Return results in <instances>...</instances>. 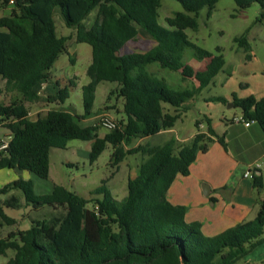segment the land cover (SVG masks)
Returning <instances> with one entry per match:
<instances>
[{"label":"trees","instance_id":"1","mask_svg":"<svg viewBox=\"0 0 264 264\" xmlns=\"http://www.w3.org/2000/svg\"><path fill=\"white\" fill-rule=\"evenodd\" d=\"M182 10L158 22L161 0H0L4 7L12 3L11 12L0 16V78L5 88L19 93L8 103L0 101V126L10 136L0 150V168H14L40 178L49 174L50 148H65L70 139L90 140L89 161L93 162L111 144L110 162L116 165L126 155H146L137 173L127 176V191L115 199L102 183L84 197L66 187L54 184L49 193L35 194L30 178L19 176L0 187V227L11 225L14 219L2 207L19 209L29 206L39 216L30 217L26 229L8 232L0 237V253L11 250L5 264H234L256 245L264 241V198L256 215L226 228L213 236L201 231L198 221L187 222L186 208L170 203L166 191L177 174L186 175L198 152H205L215 138L224 148L223 134L218 135L206 117V131L199 129L189 144L175 151L176 139L170 137L161 144L146 142L125 148L135 138L152 137L172 128L180 117V107L194 91L207 86L223 65L220 48L208 55L205 66L195 69L178 64L182 76L190 78L197 88L173 90L154 78L145 64L157 61L172 68L183 44L188 43L186 28L198 26L202 8L211 14L218 0H176ZM245 8L257 2L264 17V0H233ZM58 7L61 19L75 28V41L88 43L91 60L86 68L89 81L81 86V114L60 108L49 109L44 116L28 118L26 102L44 99L63 103L69 96V85L52 86V93L42 97L40 83L50 78V68L66 47L69 35L56 33L53 19ZM95 10L93 22L87 26L84 18ZM143 29L155 44L144 51H127L126 43ZM250 58L249 43L244 33L234 38ZM204 54L202 48L196 49ZM100 81L115 82L107 95L122 98L123 120L117 126L98 133V125H81L90 115L95 89ZM3 88L0 87V95ZM213 99L226 102L217 96ZM231 103L242 110V117L252 120L264 132V94L256 97L232 95ZM163 104L173 107L164 111ZM0 138V142H1ZM261 186L260 176L253 178ZM100 194L101 197H95ZM92 204L89 206L88 203ZM47 209V213L41 210Z\"/></svg>","mask_w":264,"mask_h":264},{"label":"rangeland","instance_id":"2","mask_svg":"<svg viewBox=\"0 0 264 264\" xmlns=\"http://www.w3.org/2000/svg\"><path fill=\"white\" fill-rule=\"evenodd\" d=\"M12 3L2 7L0 6V16L8 15L11 12ZM182 10L181 4L176 0H161L158 8V22L165 25L164 18L175 11ZM206 8H202L197 17L198 26L196 28H186L184 31L187 35L188 43L183 44L176 55L177 63L172 66L174 71L177 65L187 63L195 69H202L207 61V56L216 55V47L220 48L223 57L222 68L212 78L210 83L195 90L194 97L187 98L182 107H180V117L175 121L173 131L164 134H157L147 139H140L134 144L133 139L125 148L150 142L151 144H161L169 136H177L184 139L185 144L191 142L190 136L196 131L195 121L203 123L199 129L206 130L205 117L209 118L211 126L216 131H220L225 125L226 120L235 119L241 114V108L233 106L231 103L232 95L244 97L253 94L259 97L264 92V17H260L261 8L257 2H253L245 8H239L233 0H218L211 11L206 16ZM95 17V10H92L83 20V24L89 26ZM53 19L56 27V33L60 35H69L66 47L61 51L53 65L50 68V77L59 83V86L67 85L72 80L74 85H69V96L61 103H50L44 99L34 102H26L29 110H38L44 113L46 108L68 107L71 111L77 113L83 112L82 90L81 86L89 81L86 75L87 65L91 60V47L85 42L75 41V28L68 27L61 19L58 7H54ZM245 34L249 43L250 58H246V52L234 40L235 37ZM130 49L149 48L147 38L137 36L130 40ZM197 48H202L204 54H198ZM171 73L176 74V72ZM73 75V76H71ZM71 76V77H69ZM51 79V80H52ZM191 79L179 77L172 81V88H187L189 84H194ZM116 86L115 82L100 81L95 89L94 101L91 109V115L80 120L81 125H98V133L102 135L108 129L104 128L97 115L106 112L114 120H123L122 98H116L115 95H107L111 89ZM0 87L3 92L0 95V101L8 103L20 95L11 88H5L4 80L0 78ZM48 87V86H47ZM42 91L40 95L45 97L47 90ZM174 90V89H173ZM220 96L226 99V102L213 99ZM44 108V109H42ZM164 111L173 113V107L163 104ZM8 129L0 126V138L7 140ZM90 140L70 139L65 148H50L49 152V174L47 178H40L32 173L29 177L33 182V191L35 194L49 193L54 184L62 185L67 189L78 193L81 196L90 197V192L98 187L102 180L112 196L120 200L127 191V176L135 175L140 162L146 155L133 153L126 155L116 165L110 162L112 152L111 144H106L104 150L96 160L89 161ZM178 146L175 147V151ZM95 197H101L95 194ZM92 203L89 202L90 206ZM10 212L17 211L11 210ZM20 212V210H19ZM23 213L24 211L21 210ZM47 213L43 209L41 213ZM25 213V212H24ZM30 217L39 216L36 212L29 211ZM21 226L29 225L28 217L22 221L21 214L17 216ZM23 222V223H22ZM15 227H19L18 224ZM14 227V228H15ZM13 253L11 250H8Z\"/></svg>","mask_w":264,"mask_h":264},{"label":"crops","instance_id":"3","mask_svg":"<svg viewBox=\"0 0 264 264\" xmlns=\"http://www.w3.org/2000/svg\"><path fill=\"white\" fill-rule=\"evenodd\" d=\"M139 35L147 38L150 44L149 47L155 44V41L143 29L138 30ZM129 42L125 46L127 51H139V49H130ZM144 50L146 48L140 49V51ZM145 68L166 87L174 90H184V88L171 87V78L172 81L178 77L179 79H187V77L181 75L179 69L174 71L169 66H165L157 61L146 63ZM171 71L176 72V74L171 73ZM51 79L50 77L47 81V88L49 89L47 90V94L52 93V86L57 82ZM190 81L193 82L192 80ZM197 85L189 84L185 89L197 88ZM263 94L264 92L260 96ZM55 108L67 110L74 114H81L77 113L76 110L71 111V108L60 107V105ZM49 109L52 108H46V111L42 114L40 113L41 108L29 110L28 118L34 120L38 115L44 116ZM120 109L122 110V105ZM104 113L106 112L99 113L97 120ZM241 115L242 111L239 116ZM200 126L203 127L204 124L200 123ZM171 131H173V127L162 130L158 134L169 133ZM201 131L206 130L201 129ZM214 131L218 135L223 134L226 147L224 148L213 138L208 143L205 152H198L196 154L194 161L189 165L188 174H177L166 191L167 200L172 204L185 206V220L187 222L198 221L201 225L202 233L206 236L216 235L239 222L252 219L258 211L260 201L264 198V170H260L256 175L261 178V186H255L253 179L243 176L244 171L253 162H259L261 167H264V132L258 123L253 121L246 126L240 121L230 119L226 120L224 127L219 132L215 129ZM195 132L191 134L190 139H192ZM9 136L10 132H8L7 139ZM144 138L147 139L149 137L136 138L134 144ZM174 138L176 139V146H178L176 150H178L181 145L185 144L184 139H180L177 136ZM19 176L30 178L29 172L25 170L17 173L13 168H0V187L7 182L17 179ZM202 184L208 186L209 190L207 193H204ZM13 192V190H10L5 194H0V198L6 199ZM2 208L7 216L14 219V223L1 226L0 237L6 236L8 232L28 227V225L22 227L19 221L20 218L18 219L17 216L21 214L22 221L24 222L26 220L25 215L28 217V212L30 211L29 206L14 209L17 211L12 212L9 211V207ZM11 210L13 209L11 208ZM21 210L25 213H22ZM17 224L19 227H15ZM11 255V252L8 250L6 253H0V264H5ZM234 264H264V241L256 245Z\"/></svg>","mask_w":264,"mask_h":264},{"label":"built area","instance_id":"4","mask_svg":"<svg viewBox=\"0 0 264 264\" xmlns=\"http://www.w3.org/2000/svg\"><path fill=\"white\" fill-rule=\"evenodd\" d=\"M10 2H12V0H10ZM47 85L48 82L46 81L41 82L38 88V92L41 93L42 91H45V87H47ZM235 120L242 122L246 126L249 125L251 122H253L252 120L251 121L247 119L245 120L242 116L235 117ZM99 121L101 125L108 130H111L117 126V120L111 118L107 113L102 114L99 117ZM7 143H8V139L6 140L2 138L0 142V150L5 148ZM260 170H264V167H261L259 162H253L244 171L243 176L249 179H253L257 175V172H259Z\"/></svg>","mask_w":264,"mask_h":264},{"label":"water","instance_id":"5","mask_svg":"<svg viewBox=\"0 0 264 264\" xmlns=\"http://www.w3.org/2000/svg\"><path fill=\"white\" fill-rule=\"evenodd\" d=\"M13 169H14L17 173H21V172H22V169H20L18 166H15ZM202 188H203L204 193H207L208 190H209V188H208V186H207L206 184H202ZM206 189H207V190H206Z\"/></svg>","mask_w":264,"mask_h":264}]
</instances>
